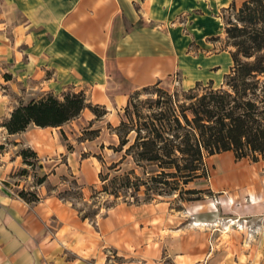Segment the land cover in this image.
Listing matches in <instances>:
<instances>
[{
  "label": "crops",
  "instance_id": "crops-1",
  "mask_svg": "<svg viewBox=\"0 0 264 264\" xmlns=\"http://www.w3.org/2000/svg\"><path fill=\"white\" fill-rule=\"evenodd\" d=\"M233 1L243 0L219 4L225 10ZM209 4L217 5L214 0H0V60L8 70L2 80L9 84L0 90V264H215L219 254L173 249L171 226L160 233L170 219L149 214L151 203H117L95 219L81 217L46 182L67 171L75 174L74 168L80 173L94 167L90 157H41L45 129L61 126L29 125L17 133L3 126L17 104L46 92L81 90L93 103L114 101L119 107L133 89L161 85L186 61V41L175 19L194 18L198 28L211 32L214 27L203 23ZM18 145L36 152L45 182H29L30 166L20 154L10 155ZM22 186L35 189L39 199L27 202L13 192ZM144 222L152 224L145 228ZM222 258L217 264H241L230 254Z\"/></svg>",
  "mask_w": 264,
  "mask_h": 264
},
{
  "label": "trees",
  "instance_id": "trees-1",
  "mask_svg": "<svg viewBox=\"0 0 264 264\" xmlns=\"http://www.w3.org/2000/svg\"><path fill=\"white\" fill-rule=\"evenodd\" d=\"M224 33L232 65L219 85L212 80L196 81L188 88L169 91L157 81L132 91L123 106V116L114 127L118 143L110 148L121 153V161L130 157L133 167L99 179L115 197L120 191H143L144 197L128 204L150 202L157 196L177 194L178 201L202 199L203 189L187 187L206 177L205 157L232 151L237 159L249 157L264 162V0L233 1L224 10ZM97 117L106 113L104 105L91 104L83 91L59 95L46 92L10 112L3 126L8 133L24 131L29 125L59 127L76 118L84 108ZM102 109L100 113L96 109ZM91 125V124H90ZM83 130L93 139L99 129ZM23 162L30 166L38 160L30 147L22 148ZM116 163L114 172L121 170ZM100 172V171H99ZM46 174L38 178L43 182ZM80 189V187H79ZM65 189L60 194H69ZM27 202L39 196L32 190H19ZM73 204V203H72ZM75 207V205L73 204ZM76 208V207H75ZM77 209V208H76ZM83 218H92L81 213Z\"/></svg>",
  "mask_w": 264,
  "mask_h": 264
},
{
  "label": "rangeland",
  "instance_id": "rangeland-1",
  "mask_svg": "<svg viewBox=\"0 0 264 264\" xmlns=\"http://www.w3.org/2000/svg\"><path fill=\"white\" fill-rule=\"evenodd\" d=\"M214 1L217 5L209 4L207 15L203 18L205 28L210 25L214 27L211 32H207L202 27L198 28L197 20L194 18L190 20L188 17L180 16L175 19L176 23H181V32L186 41V61L180 63L171 72V76L163 78L161 86L165 89L169 91L180 87L186 89L193 86L196 81L205 84L209 80H212L214 85H219L223 75L229 71L232 65L229 55L231 47L226 46L223 29V15L226 12L220 6L219 0ZM187 15L185 13L184 16ZM7 73L6 62L0 60V90L5 88L7 91L9 88V84L2 80ZM139 88L141 87L132 91ZM86 98L91 104H96L91 102L89 97ZM116 103L118 104V101ZM123 106L124 104L118 107L112 101L105 106L106 113L101 117H97L90 108L86 107L76 118L61 127L46 128L44 131L47 140L41 157H62V159L90 157L93 161L94 167L92 165L80 173L74 168L75 174L67 171L57 174L46 182L47 189L54 190L56 193L69 189L70 193L64 195L65 198L83 214L91 216L96 212L93 219L103 215L117 203L133 201L135 194L138 198L144 197L142 190L120 191L115 197L109 190L105 191L103 188L108 180L102 182L98 175L100 173L101 179L106 176L110 178L114 174L133 167L130 157L121 161V153L110 148L111 145L118 143L113 131L123 116ZM101 111L100 108L96 109L97 113ZM89 125V129H99L98 136L81 140L82 137L90 136L88 133L83 134V130ZM55 133L58 135L57 139H55ZM6 142L11 143V141ZM4 147L9 148V145ZM21 147L28 146L11 147L10 155L20 154ZM27 157L35 161L34 166L29 165L30 171L27 173L29 182L34 186L42 184L46 179L43 182H37L42 176L37 171L38 160L30 155ZM116 163H119L121 167L118 172H114L113 165ZM205 163L206 177H199L187 186L203 189L202 199L178 201L175 193L171 196L155 195L154 199L147 202L151 203L147 206L149 214H154L157 219L163 217L170 219L165 222V228L160 233L167 234L166 228L170 225L173 249H187L194 253L201 251L208 255L211 252V255L219 254L220 256L213 259L215 264L220 263L223 260L222 257L229 254L241 264H264V162H254L249 157L237 159L232 151H223L205 157ZM20 172H22L21 169L16 170L15 175L19 176ZM53 183L56 184L53 185ZM21 189L31 190L22 186L15 188L13 192L18 195ZM225 201L228 202L226 206L220 205ZM215 205H217L216 209ZM199 221L202 223L201 226L194 225L200 223ZM151 224L152 222H144L145 228Z\"/></svg>",
  "mask_w": 264,
  "mask_h": 264
}]
</instances>
